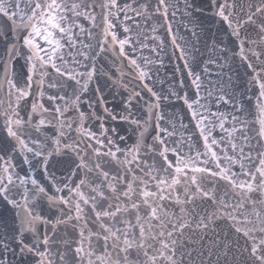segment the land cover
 <instances>
[{
    "label": "water",
    "instance_id": "95a60500",
    "mask_svg": "<svg viewBox=\"0 0 264 264\" xmlns=\"http://www.w3.org/2000/svg\"><path fill=\"white\" fill-rule=\"evenodd\" d=\"M0 264H264V0H0Z\"/></svg>",
    "mask_w": 264,
    "mask_h": 264
},
{
    "label": "snow or ice",
    "instance_id": "6c2138e0",
    "mask_svg": "<svg viewBox=\"0 0 264 264\" xmlns=\"http://www.w3.org/2000/svg\"><path fill=\"white\" fill-rule=\"evenodd\" d=\"M185 2H186V0H185ZM221 2H222V0H221ZM157 3H159V0H157ZM166 6H167L166 4L161 5V8L163 9ZM189 7H193V5H189ZM157 14L159 15V14H162V13H157ZM173 37H174V33L170 34V36H169V41L170 42L172 41ZM178 44H179V41H177L176 44H172L173 54L178 55L180 57V62L184 63L186 65L185 70L190 73L189 82H191V79L195 78L197 76V74L203 69V65H201L200 68H196L195 67V60H196L195 56H192L193 64L192 65H188V55L189 54H186L184 52L183 47H177ZM221 49L224 50L223 46H221ZM160 63L163 64V61L161 60ZM149 75H151L150 72H149ZM181 83H182V81H181Z\"/></svg>",
    "mask_w": 264,
    "mask_h": 264
}]
</instances>
